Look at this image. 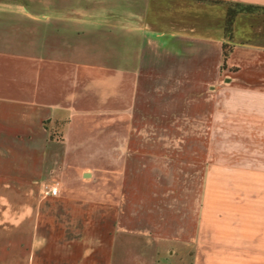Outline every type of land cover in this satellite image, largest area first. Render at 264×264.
I'll list each match as a JSON object with an SVG mask.
<instances>
[{
  "label": "crops",
  "instance_id": "obj_1",
  "mask_svg": "<svg viewBox=\"0 0 264 264\" xmlns=\"http://www.w3.org/2000/svg\"><path fill=\"white\" fill-rule=\"evenodd\" d=\"M209 1L0 0V106L66 122L44 161L77 164L27 264H264V12L229 42L224 3L264 0Z\"/></svg>",
  "mask_w": 264,
  "mask_h": 264
},
{
  "label": "rangeland",
  "instance_id": "obj_2",
  "mask_svg": "<svg viewBox=\"0 0 264 264\" xmlns=\"http://www.w3.org/2000/svg\"><path fill=\"white\" fill-rule=\"evenodd\" d=\"M5 37L13 42L24 36ZM227 50L232 51L230 43ZM8 111L9 108L0 106V264H27L35 231L34 207L38 202L51 201L49 192L53 188L58 189L57 196L65 197L59 185L62 175L74 171L77 164H69L67 169L61 160L53 164L44 161L46 156L65 155L66 122L24 123ZM159 264H194L192 245L167 243L161 250Z\"/></svg>",
  "mask_w": 264,
  "mask_h": 264
},
{
  "label": "trees",
  "instance_id": "obj_3",
  "mask_svg": "<svg viewBox=\"0 0 264 264\" xmlns=\"http://www.w3.org/2000/svg\"><path fill=\"white\" fill-rule=\"evenodd\" d=\"M199 1L216 3L215 1H209V0H199ZM224 3L226 4L227 9H228L226 26H225V33L229 39H232V37H233L234 24H235L236 18L239 14L264 12V7H260V6L236 3V2H232V1L224 2ZM230 52H231V50H227V45H225L224 54H223L222 69H224L227 66V61H228Z\"/></svg>",
  "mask_w": 264,
  "mask_h": 264
},
{
  "label": "built area",
  "instance_id": "obj_4",
  "mask_svg": "<svg viewBox=\"0 0 264 264\" xmlns=\"http://www.w3.org/2000/svg\"><path fill=\"white\" fill-rule=\"evenodd\" d=\"M49 193H50L51 195H53V196H57V195H58V189H57V188H53V189L50 190Z\"/></svg>",
  "mask_w": 264,
  "mask_h": 264
}]
</instances>
